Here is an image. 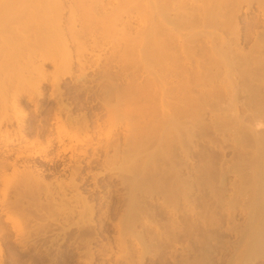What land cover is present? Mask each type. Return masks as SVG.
Listing matches in <instances>:
<instances>
[{
  "label": "bare ground",
  "instance_id": "obj_1",
  "mask_svg": "<svg viewBox=\"0 0 264 264\" xmlns=\"http://www.w3.org/2000/svg\"><path fill=\"white\" fill-rule=\"evenodd\" d=\"M45 3V0H0V38L13 45L11 49H14L16 41L7 33L16 30L20 20L28 16L37 31L25 36L26 48L28 51L39 50L45 63L57 66L52 74L45 72L44 64L35 67L36 81L30 78L27 82L32 79L31 83L38 88L50 84L61 95L64 79L71 77L74 84H83L81 88H84L88 80L87 71L102 68L101 63L88 58L87 46L91 45L93 49L89 51L90 56L97 57L101 55L95 54L100 44L112 39L115 44L113 50L116 49L112 55L115 59L119 55L118 66L115 65L118 70L115 73L102 70L100 75L107 81L101 84V91L108 95L104 102L107 112L119 108L138 119L137 132L133 137L136 142L127 145L129 152L138 155V165L135 176L128 181L130 204L126 216H122L121 223L116 225L121 229L123 224L122 235L134 231L139 221L144 220L141 232L134 236L144 249L152 245L167 248L188 239L183 249L187 257L180 264H216L215 258L219 247L224 245V236L236 232L233 248L238 249V260H244L245 264L263 261L264 0H51L50 23L55 38L53 34L38 32L37 23L41 21L40 13L45 10ZM77 3L81 4L86 16L76 14L78 18L75 15L73 7ZM244 6H247V12H252L256 6L259 14H255L254 20L238 19L237 13ZM65 9L72 11L67 24L63 17ZM260 26L263 31L254 32L257 37L248 54L239 56L242 51L241 27L251 29ZM224 29L229 30V35L234 38L229 47L235 48L238 60H225L223 57L228 54L218 51L217 44L213 45L221 38L218 31ZM53 41H57L64 50L59 63L53 62L45 51V45ZM207 44L214 48L207 51ZM75 45L81 47L77 50L79 53L85 49L76 59L71 49ZM84 52L88 56H84ZM18 55L15 52L13 57ZM36 56L34 53L29 57L30 65L35 63ZM75 64L80 71L78 76L74 71ZM220 64L228 74L220 78L215 74L208 77ZM8 67L0 66V74L9 70L6 69ZM16 73L20 79L26 80L21 69ZM143 80L144 84H141ZM1 81L3 87H9L12 76L9 73ZM240 95L244 100L241 101L242 116L239 115ZM224 98L228 100L227 105L224 104L226 108L221 106ZM19 102L20 99L14 98L10 105L16 109ZM19 107L22 110L23 106ZM69 112V108L65 111L60 108L53 119L57 126L47 131L46 152L52 151L56 143L60 146L64 143L62 134L71 136L73 131L76 133L79 126H73L76 120ZM62 114L67 115L65 119ZM5 116V146L27 140L26 124L19 126L15 133L8 128L11 119ZM87 122L84 128L89 130ZM37 132V138L29 147L40 142L42 129ZM72 136L69 139H73ZM228 150L232 153L230 158H227ZM31 165H35L34 157L26 152L0 148V183L7 172L12 171L21 174L23 193L39 187L36 176L27 171ZM78 171L81 170H72V176ZM23 193H17L12 204L3 203L0 215L22 212ZM237 208L245 222L231 226L235 223ZM87 210L95 212L93 207ZM11 223L10 230L15 233L26 228L18 221L12 220ZM8 224L7 220L0 219V264L8 261L2 242H10L15 251H28L31 247L36 251L39 246L37 240L27 242L18 236L11 241ZM36 230L33 229L34 235ZM121 237H117L119 248L126 249L127 239L123 237L125 241ZM150 238L149 244L147 240ZM192 253H195L193 260L190 259ZM21 257L17 253L10 264H19ZM38 262L41 263L42 259Z\"/></svg>",
  "mask_w": 264,
  "mask_h": 264
},
{
  "label": "rangeland",
  "instance_id": "obj_2",
  "mask_svg": "<svg viewBox=\"0 0 264 264\" xmlns=\"http://www.w3.org/2000/svg\"><path fill=\"white\" fill-rule=\"evenodd\" d=\"M45 1V10L42 9L40 13L41 21L37 23V27L39 28L38 32L53 34V38H55L56 34H54L50 23V19L52 18V3L51 0ZM73 9L75 10V15L86 16L81 4L77 3ZM245 10H247V6L242 7L241 11L237 13V17L241 21L246 19L254 20L257 13L259 14L256 6L252 12ZM71 12L69 9H65L63 12L65 24L68 23ZM78 15L76 16L80 18ZM32 26H35V24L33 21H29L27 16V18L20 20L16 30L7 33L9 37L16 41L14 49H11L13 45H9L5 39L0 38V66H10V68H6L9 70L0 74V138L2 139L0 148H9L15 151L21 150L26 152L27 155L34 157L35 165H31V169L27 171L33 172L36 179L40 182L39 187L23 193L24 187L20 182L21 174L8 171L4 181L0 183V206L5 202L12 204L15 200V195L17 193H23L21 204L24 210L22 212L0 215L1 220H7L9 223L8 228L11 232V241L18 236L27 242L37 240V244H39L36 251L32 247L28 251L23 249L15 251L10 247V242L4 243L1 241L5 257L8 259L7 264H10V261L15 259L17 253H20L22 256L19 264H38L39 259H42V262L39 264H111L113 262L117 264L118 261H121L118 264H180L187 257L183 249L188 243V239L180 241L181 243L183 242L182 244L179 242L173 245H177V248L181 245L179 247H182L181 249L173 248L172 245V248L171 246L167 248L157 246L156 248V245H152L148 249H144L141 242L134 237L137 233L141 232L139 230H142L144 220L139 221L134 231H126V235H122L124 232L122 230L123 224L120 225L121 229L116 226L119 222L121 223L122 216H126L127 207L130 204V190L128 185L130 183L128 181L136 174L138 155L129 152L127 145L128 143L133 144L136 142L133 137L137 132L136 122H138V119L131 117L123 109L120 110L119 108L116 110L112 108L114 111L108 113L104 105L108 95L105 91H101V84L107 81H104L101 75L104 70L115 73L118 70L115 67L118 66L117 63L119 62V55H116V59L113 57L116 49L113 50L115 44L111 42L112 39L104 40L100 44V49H103L101 46L103 43L111 42L108 43L109 46L107 44H105L106 46L103 45L104 49L106 48L105 50L103 49L101 51L100 49H96L95 54H101L97 56L101 59V62L94 54V56H90L89 51L93 50L91 49V45L87 46L89 48V50L87 49L88 52L85 49L81 50V53L83 51L88 53L89 59L101 63L100 66L103 69L99 68L100 71L98 68H95L94 72L93 69L88 70V80H86V87L84 88H81L83 84H74L75 81L71 77H69L70 79H64L60 91L61 95H59V92L54 90V87L50 84L41 85L42 88H38L35 87L36 85L34 83H31L32 79L36 81L38 77L37 72L34 70L35 67L44 64L45 72H48L47 74L55 72L57 67L54 63H45L41 57L42 52L40 53L39 50L28 51L26 48L27 45L23 42V40L25 41V36H30L37 31ZM225 30L218 31L221 38L215 41L213 45L215 47V44H217L218 51L220 50L228 54L223 57L225 60L232 61L238 60L239 56H242V53L248 54L250 47L255 42L257 34L263 31V27H254L251 29L241 27L240 47L242 51H240V55L235 53L233 46L229 47L234 38L229 35V30ZM254 32L257 34L255 35ZM212 39L215 38L213 37ZM206 47V50L209 51L213 46L207 44ZM79 48L81 47L76 45L71 47L75 59L77 55H81L77 51ZM110 48L113 50L112 53L110 52ZM107 49L109 50L108 52L106 51ZM45 51L48 52L51 60L55 63H59L64 56V50L57 41L46 44ZM15 52L19 53L16 58L13 57ZM85 52L83 55L88 56ZM34 53L37 54L36 60L33 65H30L29 57ZM113 58L115 60H110ZM77 66L75 64L74 71L78 76L80 75V71L77 69ZM91 67L93 68V66ZM108 67L112 68L110 69ZM19 69L24 72L26 80L20 79V75L19 77L17 76L16 72ZM98 71L100 72L98 73ZM9 73L12 76L11 84L9 87H3L1 80L2 78H6ZM204 74L206 75V73ZM214 74L219 75V78L224 77L228 74V70L220 64L213 68V72L211 71L208 77ZM99 76L101 80L98 78ZM30 78H32L30 82H27ZM126 83L127 81H125ZM141 84H144V80ZM241 96L239 98L240 116L244 113L241 103L244 100ZM14 98L21 100L19 106H23L22 110L25 108L23 112L18 105H16V107L18 106L16 109H13L10 105ZM222 102L221 104L223 105L221 106L226 108L225 106L228 100L224 98ZM114 104L115 102L112 105ZM60 108L64 111L69 108V115L76 120L73 126L81 127L80 129L78 127L77 131L79 130L78 133L80 131L82 132L78 134L77 131H75L76 133H73V131L71 136L74 134L72 137L75 139H69L71 136H67L66 133L62 134L64 145L62 144L60 146V144L56 143L54 149L48 151V153L46 152L47 131L49 128L57 126L53 119L60 111ZM5 114L12 121L8 125V128L14 132H17L19 126L26 124V137L27 133H29L27 140L5 146L6 141L3 134L6 126ZM66 116L62 114L63 119ZM78 121L83 123V126H80L81 123ZM86 122L87 124L89 123V130L84 128V123ZM98 124L100 125L97 126ZM82 127L84 130H82ZM40 129H42L40 142L29 147L37 138V131ZM231 154L228 150L227 158H230ZM51 160L52 163L50 162ZM78 166L82 168L80 169ZM77 168L81 171H78L77 176H72V170L74 172ZM20 170L24 169L21 168ZM124 178L127 179L126 183H124ZM88 207H93L95 212H89L87 210ZM240 215L241 213L238 209L235 212V223L231 224V226L244 224L245 217ZM10 220L23 223V226L26 228L22 232L15 233L10 230L12 226ZM35 228H37L36 235L33 233V229ZM225 228L226 225L224 224ZM227 234L223 238L224 245L219 247V254L215 258L217 260L216 264H245L244 260L241 262L238 260V249L235 250L233 248V244L237 238L236 232ZM118 236L127 239L126 241L123 238L127 242L125 243L126 247L124 246L126 249L119 248ZM151 238L154 239V236L152 235ZM151 238L147 240L149 244L150 240L152 241ZM117 248L120 249V252ZM173 249L176 250L173 252ZM194 255L195 253L191 254V260L195 257ZM119 257H122L124 260L122 258L120 260ZM255 264H264V260Z\"/></svg>",
  "mask_w": 264,
  "mask_h": 264
}]
</instances>
